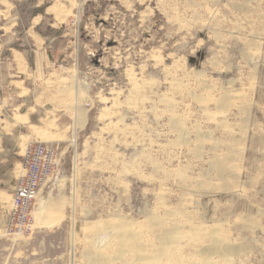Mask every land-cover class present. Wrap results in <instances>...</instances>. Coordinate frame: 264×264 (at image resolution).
Here are the masks:
<instances>
[{"label": "rangeland", "instance_id": "1", "mask_svg": "<svg viewBox=\"0 0 264 264\" xmlns=\"http://www.w3.org/2000/svg\"><path fill=\"white\" fill-rule=\"evenodd\" d=\"M68 24L88 123L51 124L62 165L0 264H264V0H81Z\"/></svg>", "mask_w": 264, "mask_h": 264}, {"label": "crops", "instance_id": "2", "mask_svg": "<svg viewBox=\"0 0 264 264\" xmlns=\"http://www.w3.org/2000/svg\"><path fill=\"white\" fill-rule=\"evenodd\" d=\"M80 7L81 0H0V232L25 143L68 137L51 124L81 120V130L87 126L89 109L78 94L68 105L65 86L66 79L76 81L78 76V55L67 50L74 42L59 41L69 36L68 22ZM64 26L65 34L57 35ZM69 59L72 66L59 65Z\"/></svg>", "mask_w": 264, "mask_h": 264}, {"label": "built area", "instance_id": "3", "mask_svg": "<svg viewBox=\"0 0 264 264\" xmlns=\"http://www.w3.org/2000/svg\"><path fill=\"white\" fill-rule=\"evenodd\" d=\"M63 156L64 151L54 143L39 140L25 143L15 191L7 208L6 234H20L31 229L35 202L58 172Z\"/></svg>", "mask_w": 264, "mask_h": 264}, {"label": "water", "instance_id": "4", "mask_svg": "<svg viewBox=\"0 0 264 264\" xmlns=\"http://www.w3.org/2000/svg\"><path fill=\"white\" fill-rule=\"evenodd\" d=\"M195 61L194 58H190V63L193 64V62Z\"/></svg>", "mask_w": 264, "mask_h": 264}]
</instances>
